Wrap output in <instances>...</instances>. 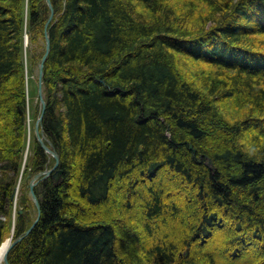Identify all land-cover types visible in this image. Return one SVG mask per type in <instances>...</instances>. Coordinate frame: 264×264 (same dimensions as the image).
Listing matches in <instances>:
<instances>
[{
  "label": "trees",
  "instance_id": "trees-1",
  "mask_svg": "<svg viewBox=\"0 0 264 264\" xmlns=\"http://www.w3.org/2000/svg\"><path fill=\"white\" fill-rule=\"evenodd\" d=\"M51 1L42 130L61 179L34 186L27 234L24 183L9 264H264V0H199L192 28L189 0ZM50 14L0 0V243L26 146L24 51L39 67ZM34 143L30 176L55 163Z\"/></svg>",
  "mask_w": 264,
  "mask_h": 264
},
{
  "label": "rangeland",
  "instance_id": "rangeland-1",
  "mask_svg": "<svg viewBox=\"0 0 264 264\" xmlns=\"http://www.w3.org/2000/svg\"><path fill=\"white\" fill-rule=\"evenodd\" d=\"M189 1L192 3L191 4V10L187 8L188 6H186V7L183 8V12L184 13L190 12L191 15L189 17V16H187V14H188L187 13L185 18H182L183 21L181 23L184 26H188L189 28H192V26L195 27L198 24H200L201 22H203V19L201 20L202 17L198 16V14H202L201 12L203 11V9L200 10V8H202V7L201 6L199 7V4H200L199 0H189ZM208 24L211 25L212 23L209 21ZM47 29H48V27H47ZM44 31H45V28H44ZM260 39L264 42L263 36L259 35V36L255 37V41H259ZM27 42H28V37H27V34H26V36H25L26 45H28ZM24 62H25V65H26V71H25L26 84L25 85H26L27 90H28L27 98H26L27 99V107H26V110H27V120H26L27 121V128H26V132H27V134H26V141H25L26 146H25V149H24V152H23V154H24L23 157L24 158H23V162H22V167L20 168V173L18 175L19 178H18L16 187H15V191H14V194H13V198L15 199L14 206L12 208L13 211L11 213V218L7 219L8 227L10 229V231H9L10 234L6 238H4V240L1 241V242L9 241V243H12V241H14L15 239L18 238V237H16V235L14 233V225H15V222H16L15 220H16V217H17V213L19 211L17 203H18L19 197L21 196V193H22V190H23V185L27 181H29V183H28V185H29L32 182V178L35 175L34 174V175L30 176V174H28L27 172L25 173V168H26V166H28L31 163V157L33 155L32 152H33V148H34V145H35L34 142L36 140H38L37 131H35V123L37 121L36 119L39 118L40 113L42 111V109H41V99L39 98V76H38L39 67L33 66L31 64V55L28 54L27 50L24 51ZM189 63L191 64L192 62H189ZM190 68H192V66H190ZM199 68H201L202 70L205 71L206 65L205 66L204 65L203 66H199ZM207 69H209V68H207ZM195 71H196V69H195ZM29 90H30V92H29ZM43 98H44V96H43ZM29 145L31 146L30 147V151L26 153V150L29 147ZM30 190H31V187H30ZM32 197H34V196H32ZM132 238H133L132 241H134V243H135V239H136L135 235ZM15 243H13V244L15 245ZM8 259H9V255H8ZM0 264H6V262L4 260V257H3L2 261H0Z\"/></svg>",
  "mask_w": 264,
  "mask_h": 264
},
{
  "label": "water",
  "instance_id": "water-1",
  "mask_svg": "<svg viewBox=\"0 0 264 264\" xmlns=\"http://www.w3.org/2000/svg\"><path fill=\"white\" fill-rule=\"evenodd\" d=\"M48 4H49V7L51 9V14L49 15V17L47 19V23L45 25V42L46 43H45V49H44V52H43L44 54L41 57L40 62L38 63V65H39V72H38V76H39V98L41 99V109H42V111L40 113L39 118H37V120H39V121L36 124L35 131H37L38 141L41 143L42 147L46 150L47 153H50L52 156H54L55 163H54L52 168H47V169L42 170L41 172L36 173L34 175V177L32 178V182L29 184V187H31V194H32V196H34L33 198H35V204H36V207L38 209V214H37V217L34 219V223L25 231V234H27L28 231L31 230V228L34 226V224L38 221L37 219L40 217V214H41L39 199L36 197L34 186L39 181H42L44 178H46V177H48L50 175H53V177L56 179V181H60V179H61V170L57 169V167L59 165L58 163H59V160H60V155L54 149L52 150L50 148V146L45 142L44 131L42 129L41 130L38 129L39 124L42 121L43 114H44V112L46 110L45 109L46 101H45V98H43V87H42V84H43V78H44V76H43L44 75V66H45L44 62L48 58L49 51H50V48H51L50 34H49V31H48L47 27H48L49 23L52 21L51 19L53 18V15H54V8L52 7L51 0H48ZM50 143L51 142H49V144ZM20 211L22 212V210H20ZM22 237L23 236H19L17 239L12 241V243H9L10 246H9L8 250L6 251V253L4 254L5 255L4 256V260H5L6 264H9L8 253H9L10 249L13 247V245H14L13 243L21 240Z\"/></svg>",
  "mask_w": 264,
  "mask_h": 264
},
{
  "label": "bare ground",
  "instance_id": "bare-ground-1",
  "mask_svg": "<svg viewBox=\"0 0 264 264\" xmlns=\"http://www.w3.org/2000/svg\"><path fill=\"white\" fill-rule=\"evenodd\" d=\"M52 2V1H51ZM28 37V36H27ZM30 92V90H29ZM28 93V90L26 89V95ZM37 120V119H36ZM39 120L36 121L35 123V127H36V124L38 123ZM42 123H43V120L40 122L39 124V127L38 129L41 130L42 129ZM30 145L29 147L27 148L26 150V153L30 151ZM10 244H9V241H4V242H1V246H0V261H2L3 257L5 256L4 254L6 253V251L8 250Z\"/></svg>",
  "mask_w": 264,
  "mask_h": 264
}]
</instances>
